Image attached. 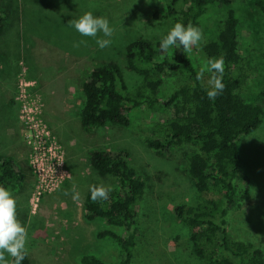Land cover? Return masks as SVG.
Segmentation results:
<instances>
[{"label":"rangeland","instance_id":"374dc122","mask_svg":"<svg viewBox=\"0 0 264 264\" xmlns=\"http://www.w3.org/2000/svg\"><path fill=\"white\" fill-rule=\"evenodd\" d=\"M255 0H231L240 17L241 53L247 80L238 89L246 101L262 110L259 126L238 141L241 167L249 178L248 194L228 215V229L237 238L264 249V20ZM164 0H0L4 27L0 32V155L9 156L24 175L18 189L17 218L26 227L28 264H83L84 255L116 263L119 246L100 230L121 227L102 218L86 220L89 186L104 182L92 169L90 152L124 150L129 164L145 180L138 209L139 235L129 264H203L193 255L188 230L173 215V206L194 204L197 192L187 169L190 145L161 152L148 146L159 136L157 123L167 114L131 110L125 126L106 124L85 130L80 122L83 83L97 66L115 62L133 92L141 76L128 67L126 46L140 38L159 44L173 26L155 19ZM106 17L114 29L112 43L99 48L96 39L79 34L70 23L83 13ZM223 10H213L199 29L202 40L216 31ZM200 41V42H201ZM188 51L200 69L207 59ZM178 48H170L171 55ZM210 74L201 78L208 84ZM187 81L181 69L165 70L159 96L165 98ZM195 149V148H194ZM80 199H72V190ZM68 191V195H65ZM205 197H217L207 192ZM10 259V257H9Z\"/></svg>","mask_w":264,"mask_h":264},{"label":"trees","instance_id":"16d2710c","mask_svg":"<svg viewBox=\"0 0 264 264\" xmlns=\"http://www.w3.org/2000/svg\"><path fill=\"white\" fill-rule=\"evenodd\" d=\"M165 7L154 11L155 19L170 20L174 25L191 23L200 28L213 10H223L215 33L198 44L207 61L223 57V92L215 100L207 97L209 85L198 79L195 57L182 50L171 55L160 53L144 38L126 46L128 67L141 76L133 92L128 91L122 72L115 62L95 67L83 83L84 103L80 110L85 130L106 124L127 125L129 112L141 109L167 114L157 123L159 136L148 139V146L161 152L178 145H190L186 169L197 192L194 204L173 206V215L184 223L193 255L203 264H264V249L250 240L237 238L228 229V215L239 208L248 194L249 178L241 167L238 141L254 131L262 119L259 106L244 100L238 89L247 80L246 64L241 53L240 17L231 0H164ZM254 6L264 20V0ZM0 10V32L4 17ZM192 50L195 51L194 48ZM181 69L187 81L161 98L159 94L165 70ZM127 153H110L101 149L90 152L92 169L111 188L108 199L92 201L88 190L85 198L86 220L102 218L121 227L96 233L110 237L119 246L116 263L105 262L93 255L81 257L83 264H129L134 257L139 235L138 209L142 206L145 180L129 164ZM24 175L13 160L0 155V186L18 189ZM213 192L217 197H205ZM21 264H28L25 259Z\"/></svg>","mask_w":264,"mask_h":264},{"label":"clouds","instance_id":"9594fccd","mask_svg":"<svg viewBox=\"0 0 264 264\" xmlns=\"http://www.w3.org/2000/svg\"><path fill=\"white\" fill-rule=\"evenodd\" d=\"M68 23L82 36L97 37L102 33L103 37L97 38L96 43L99 48L103 49L111 45L110 37L113 36L114 29L109 25L106 17L94 16L91 11L83 13L76 19H71ZM202 40V31L191 23L184 25L176 22L162 38L159 49L166 53L170 48H180L184 52L191 51L193 46L199 44ZM210 74L207 91V97L210 100L223 92L225 85L222 82L224 74L223 57L210 58L203 65L198 74V79L202 78L204 73ZM90 198L96 202L108 199L111 188L105 186L103 182L89 186ZM65 191V195H68ZM72 199L79 200V192L72 190ZM27 229L17 218V202L12 192L0 186V264H21L27 254ZM10 257V259H9Z\"/></svg>","mask_w":264,"mask_h":264},{"label":"crops","instance_id":"0c3cea01","mask_svg":"<svg viewBox=\"0 0 264 264\" xmlns=\"http://www.w3.org/2000/svg\"><path fill=\"white\" fill-rule=\"evenodd\" d=\"M2 156H5V155H2ZM9 157V156H8ZM11 158V157H10ZM12 159V158H11ZM13 160V159H12ZM14 162V161H13ZM15 163V162H14Z\"/></svg>","mask_w":264,"mask_h":264}]
</instances>
